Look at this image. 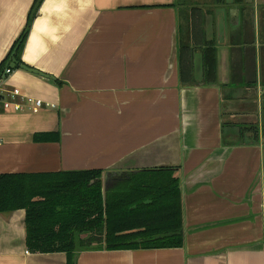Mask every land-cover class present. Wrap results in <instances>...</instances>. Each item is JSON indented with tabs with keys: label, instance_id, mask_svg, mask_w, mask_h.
I'll use <instances>...</instances> for the list:
<instances>
[{
	"label": "crops",
	"instance_id": "0c3cea01",
	"mask_svg": "<svg viewBox=\"0 0 264 264\" xmlns=\"http://www.w3.org/2000/svg\"><path fill=\"white\" fill-rule=\"evenodd\" d=\"M36 1L0 0V63ZM20 60L52 78L7 62L0 89L51 106L0 109V174L179 180L182 246L93 242L76 264H264V0H41ZM25 234L24 210L0 213V264H66Z\"/></svg>",
	"mask_w": 264,
	"mask_h": 264
},
{
	"label": "trees",
	"instance_id": "16d2710c",
	"mask_svg": "<svg viewBox=\"0 0 264 264\" xmlns=\"http://www.w3.org/2000/svg\"><path fill=\"white\" fill-rule=\"evenodd\" d=\"M31 23L28 17L26 26ZM27 35L23 30L0 63V82L10 54L21 38L15 58L22 63L20 54ZM179 47L183 70L187 65L181 55H186L187 46ZM208 53L206 60L213 59L214 53ZM58 137V132L34 136L50 140ZM174 172V168H159L130 173L104 193L99 169L2 173L0 213L24 210L28 250L63 252L66 264H76L77 252L89 249L97 241L107 250L180 247L182 206L179 180Z\"/></svg>",
	"mask_w": 264,
	"mask_h": 264
},
{
	"label": "built area",
	"instance_id": "2783aa9c",
	"mask_svg": "<svg viewBox=\"0 0 264 264\" xmlns=\"http://www.w3.org/2000/svg\"><path fill=\"white\" fill-rule=\"evenodd\" d=\"M9 73H11V69L9 67L5 68L4 74ZM24 105L29 106L32 111H37L42 106H51L41 100L22 94L18 88L11 90L0 89V109L2 111H20Z\"/></svg>",
	"mask_w": 264,
	"mask_h": 264
},
{
	"label": "water",
	"instance_id": "95a60500",
	"mask_svg": "<svg viewBox=\"0 0 264 264\" xmlns=\"http://www.w3.org/2000/svg\"><path fill=\"white\" fill-rule=\"evenodd\" d=\"M40 2H41V0H37L36 3L34 4V7H33L32 11H31V13H30V16H29L30 20H33L34 14H35L36 9L38 8V5H39ZM30 25H31V24H30ZM30 25H27V26L25 27V29H24V34H26V33L29 31V29H30ZM21 40H22V38H21L20 41L16 44V46L13 48V50H12V52H11V54H10V58H9V67L13 69V68H15V67L17 66L18 68H21V69H23V70L29 71V72H31V73H35V74L41 75V76L46 77V78H52L51 75H48V74H46V73H43V72H41V71H39V70H37V69H34V68H32V67H29V66L25 65L24 63H18V62L16 61L15 54H16V50H17V48H18L19 43L21 42ZM108 176H109V175H106V174H105V175H104V180H105ZM111 176H113V175L111 174ZM119 176H120V172L117 171V172H116V177H119ZM100 178H101V177H100Z\"/></svg>",
	"mask_w": 264,
	"mask_h": 264
},
{
	"label": "rangeland",
	"instance_id": "374dc122",
	"mask_svg": "<svg viewBox=\"0 0 264 264\" xmlns=\"http://www.w3.org/2000/svg\"><path fill=\"white\" fill-rule=\"evenodd\" d=\"M84 236V234L82 235V237ZM85 237V236H84ZM101 240V239H100ZM97 242H99V241H97Z\"/></svg>",
	"mask_w": 264,
	"mask_h": 264
}]
</instances>
